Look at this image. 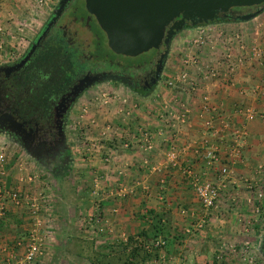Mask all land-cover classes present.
I'll use <instances>...</instances> for the list:
<instances>
[{"label":"crops","instance_id":"0c3cea01","mask_svg":"<svg viewBox=\"0 0 264 264\" xmlns=\"http://www.w3.org/2000/svg\"><path fill=\"white\" fill-rule=\"evenodd\" d=\"M206 26L212 28L213 40L202 48L187 42L197 26L175 34L164 74L170 67H174V75L183 71L185 55L196 57L201 65L223 58L227 52L239 54V48L231 47L226 40L235 35L247 45L255 43L262 48V63L253 59L238 65L227 82L188 66L191 75L199 78L196 92L190 93L182 83L170 87L165 81L158 82L156 94H117L107 115H98L95 122L92 177L101 189V200L108 203L101 208L105 213L103 229L112 235L104 243L127 245L129 237L135 238L139 231L149 228L155 213L162 216L161 225L168 227L167 235L158 237L164 241L157 247L159 254L145 260L146 264L208 263L217 250L230 242L227 233L245 215L243 204L250 194L247 184L254 185L263 176L264 10L247 21L219 19ZM172 58L175 65L170 66ZM204 96L211 107L208 111L202 109ZM166 108L176 114L187 109V120L180 122L167 112L163 114ZM250 109L261 116L247 120L244 110ZM208 119L218 134L206 126ZM233 128L244 132L238 152L231 150L235 147L231 143ZM143 132L151 136V151L144 149ZM214 148L219 160L212 163L207 152ZM223 164L230 166L224 181L225 196L234 197L235 207L228 212L205 211L183 169L188 165L201 180L215 181ZM13 175L10 172L6 179H0L2 188H12L16 181ZM14 222L0 223L4 229L15 228ZM103 241H99L100 245Z\"/></svg>","mask_w":264,"mask_h":264},{"label":"rangeland","instance_id":"374dc122","mask_svg":"<svg viewBox=\"0 0 264 264\" xmlns=\"http://www.w3.org/2000/svg\"><path fill=\"white\" fill-rule=\"evenodd\" d=\"M46 1L40 5L37 0H0V41L3 45L0 49V64L17 59L27 50L58 0ZM192 27L194 25H185L183 29ZM55 45L49 38L45 48L55 51L58 48ZM108 52L109 57L124 64L139 62L144 55L131 57L112 54L106 48ZM63 59L69 64L67 72L61 76L63 79L73 76L75 71L88 68L94 60L78 63L70 56ZM102 60V56L96 57L94 66L100 67ZM170 62V66L175 65L174 58ZM170 70L165 74L162 72L159 82L165 83L169 78H174V70ZM57 75L54 69V76ZM156 93L158 90L155 86L149 94ZM117 94L141 95L120 82L104 81L90 86L74 102L64 128L68 152L58 171L39 167L13 139L0 133V152L6 161L3 175L6 179L10 172H14L13 179L16 180H13L14 185L10 189L0 185V191L18 189L22 195L28 196L21 206L5 203L0 197V222L16 221L15 228L7 226L3 229L0 223V264H92L90 256L95 257L97 254L110 264H122L126 253L132 248L139 252L134 264H146L140 261L144 247L139 238H132L130 242L127 239L129 249L122 244L104 243L103 240L112 236L103 229L105 213L101 208L108 203L101 200V189L98 182L94 181L95 177H92L93 156H96L95 146L91 145L95 140V122L98 115H107L112 107V99ZM108 123L107 120L106 126ZM17 169L23 179L27 175L35 176L36 179L32 183H28V180L18 182ZM4 177L1 178L0 174V179ZM261 188L264 189V181H261ZM243 210L245 215L234 225L236 228H231L230 233H227L230 242H226L227 245L221 251L217 250L206 264H264V255L258 247L264 235V210L256 215L250 212L248 206L243 207ZM34 228L45 239L44 245H41L44 252L40 258L27 262L24 259L25 246H16L14 240L24 243L30 234L36 232ZM99 241H103V244L100 245Z\"/></svg>","mask_w":264,"mask_h":264},{"label":"flooded vegetation","instance_id":"af4514ba","mask_svg":"<svg viewBox=\"0 0 264 264\" xmlns=\"http://www.w3.org/2000/svg\"><path fill=\"white\" fill-rule=\"evenodd\" d=\"M248 11L251 9L234 8L228 13ZM50 21L45 36L35 44ZM174 23L176 20L169 26ZM185 25L193 23L186 20L183 28ZM49 38L57 50L45 48ZM33 44L35 47L31 49ZM106 48L109 49L105 34L85 8L84 0H58L27 50L17 59L0 64V133L13 139L39 167L52 171L61 169L68 152L64 135L66 117L74 102L90 87L81 91L79 81L82 78L100 73L117 74L127 78L129 84L124 85L140 94L149 93L159 82L164 69V65L157 69L162 45L143 55L139 62L130 64L109 57ZM64 56L78 63L94 60L88 68L63 79L61 76L69 65ZM98 56L103 57V67L102 64L94 66ZM54 69L57 76H54ZM104 81L107 80L93 85ZM258 247L264 255V235Z\"/></svg>","mask_w":264,"mask_h":264},{"label":"water","instance_id":"95a60500","mask_svg":"<svg viewBox=\"0 0 264 264\" xmlns=\"http://www.w3.org/2000/svg\"><path fill=\"white\" fill-rule=\"evenodd\" d=\"M84 3L104 32L109 49L115 54L135 57L162 45L158 70L165 63L172 37L183 29L186 20L196 26L219 20L223 14L221 18L228 16L229 19L247 21L264 8V0H84ZM234 8H250L251 11L228 13ZM173 20L176 23L169 26ZM51 22L35 44L45 36ZM103 80L129 84L123 76L100 73L82 78L79 81L81 91Z\"/></svg>","mask_w":264,"mask_h":264},{"label":"built area","instance_id":"2783aa9c","mask_svg":"<svg viewBox=\"0 0 264 264\" xmlns=\"http://www.w3.org/2000/svg\"><path fill=\"white\" fill-rule=\"evenodd\" d=\"M46 2V0H37V3L40 5H43ZM206 25L207 24L197 25L194 34L190 36L189 39H187V42L200 48H202L208 42L211 43L213 40L211 38L213 30L211 27H208ZM226 40L228 41L231 47L236 46L237 48H239L240 53L232 56L230 52H227L225 55H223V58L214 60L211 63H202L201 65H198L196 57L191 55H185V58L182 61L185 66L184 70L178 72L174 76V78H169L167 80V85L172 87L177 83H182L190 93L199 90V78L198 76L194 77L191 75V72L186 69V67L188 66L196 67L198 70L203 71L205 75L211 77H222L227 82L230 79V76L235 73L238 65H242L245 62L251 61L253 59H256L257 61H260V63H262V48H260L258 44L251 43L247 45L238 35L227 37ZM2 46V42L0 41V49H2ZM210 108L211 107L208 104V99L206 96H204L202 109L208 111L210 110ZM164 112H167L170 116H173V118L177 119L180 122H185L187 120V109L183 108L182 111L178 114H176L170 108H166L164 111H162L163 114ZM244 114L247 120H252L255 119L257 116H261V113H258L252 109L244 110ZM205 124L207 127L214 130L215 135L219 133V130L212 126L211 119L206 120ZM142 136V139L145 142L144 149L147 151H151L153 149V142L151 136L147 132H143ZM232 136L233 140L231 143H233V146L235 145V147H232L231 150L238 152L236 150L238 149V146L241 145V142H243L244 132L240 128H233ZM91 145L93 146V143ZM87 149L88 148H86V150ZM107 154L109 157L110 150L107 151ZM207 156L209 161L212 163L215 161L217 162L219 160L216 148L209 150L207 152ZM108 157L105 160H108ZM4 165H6L5 157L0 152L1 178L4 177L3 174L5 173ZM229 168L230 166L228 164H223L218 171L219 177L215 181L201 180L198 176L193 173L192 169L188 165L183 169L185 174L190 177L191 185L193 187L195 195L205 211L214 210L228 212L229 210L235 207L234 197L229 199L225 196L227 187L224 181L226 179V176L230 172ZM18 174L19 170L17 171L18 182L28 180V183H32L34 182V179H36L35 176L32 177L31 175H27L23 179L22 175ZM261 181H264V172L262 178L258 182H255L254 185L247 184V189L250 190V194L245 199L244 207L248 206L250 208V212L254 213L255 215L259 214L261 211L264 210V189L261 188ZM0 197L2 200H4L5 203L10 202L12 205L21 206L24 202H26L25 198L28 196L27 194L22 195L20 191L16 189L6 192L0 191ZM33 230H35L36 232L30 234V237L24 243L21 240H14L16 246H25L24 259L27 262H32L37 258H40L44 252V249L41 245H44L43 242H45V239L42 235H39V233H37L38 231L36 230V228H34ZM155 245L161 247L164 245V241L158 240L156 241Z\"/></svg>","mask_w":264,"mask_h":264},{"label":"trees","instance_id":"16d2710c","mask_svg":"<svg viewBox=\"0 0 264 264\" xmlns=\"http://www.w3.org/2000/svg\"><path fill=\"white\" fill-rule=\"evenodd\" d=\"M262 10H264V8ZM222 20H234V19L223 18ZM211 22L213 21H210L208 23H211ZM161 219H162V216L159 215L158 213L153 214L152 221H151L149 228H147L146 230H141L137 233L136 237L140 239L141 243L143 242L142 243L143 247L145 246V244H149L151 246L149 248L144 247L143 249V253L140 257V261L143 263L145 260H149V259L157 257V255L159 254V251L157 249L158 246H155V243L156 241H158V237H164L168 233V227L166 225L163 226V224L161 225ZM131 240H132V237H129V242ZM151 250H153V252ZM138 254H139L138 250L137 249L135 250L132 248L130 251H128V253H126L122 264H134V258ZM101 257L102 256L97 254L95 255V257L94 255H92L90 256V259L89 258L88 259L91 261L92 264H110L107 261H103Z\"/></svg>","mask_w":264,"mask_h":264}]
</instances>
